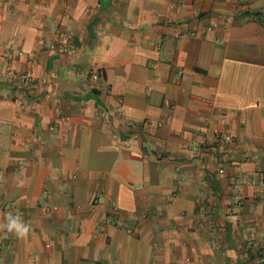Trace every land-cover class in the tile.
Listing matches in <instances>:
<instances>
[{"label":"crops","instance_id":"obj_1","mask_svg":"<svg viewBox=\"0 0 264 264\" xmlns=\"http://www.w3.org/2000/svg\"><path fill=\"white\" fill-rule=\"evenodd\" d=\"M261 178L264 0H0V264H264Z\"/></svg>","mask_w":264,"mask_h":264},{"label":"built area","instance_id":"obj_2","mask_svg":"<svg viewBox=\"0 0 264 264\" xmlns=\"http://www.w3.org/2000/svg\"><path fill=\"white\" fill-rule=\"evenodd\" d=\"M207 28H210L208 26ZM206 28V29H207ZM69 36L62 35L61 38L58 40V47L60 49V52H62L65 55L73 53V48L68 44ZM17 58V56L9 50L7 53V67L5 71V79L15 85V95H14V103L17 106L19 112H29L32 108V97L30 96V87L33 83L32 76L30 74H22L18 71H16L11 65L10 62L14 61ZM66 124H68L67 119L64 120ZM55 126H50V130H54ZM215 142L216 147H221L225 143V139L221 136L220 133H218L215 136ZM218 144V145H217ZM212 147L209 146H203L204 151H209ZM254 184L263 185L264 184V178H261L258 182L252 181ZM213 230H215L213 228ZM130 231V229H128Z\"/></svg>","mask_w":264,"mask_h":264},{"label":"clouds","instance_id":"obj_3","mask_svg":"<svg viewBox=\"0 0 264 264\" xmlns=\"http://www.w3.org/2000/svg\"><path fill=\"white\" fill-rule=\"evenodd\" d=\"M6 229L9 233H14L17 236H23L28 231L26 225L20 217L9 214L6 218Z\"/></svg>","mask_w":264,"mask_h":264}]
</instances>
